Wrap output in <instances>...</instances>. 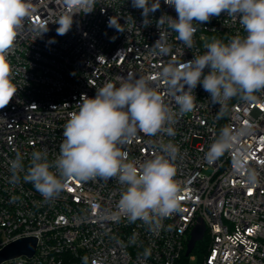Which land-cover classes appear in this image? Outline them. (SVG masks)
I'll return each instance as SVG.
<instances>
[{
  "label": "built area",
  "instance_id": "obj_1",
  "mask_svg": "<svg viewBox=\"0 0 264 264\" xmlns=\"http://www.w3.org/2000/svg\"><path fill=\"white\" fill-rule=\"evenodd\" d=\"M29 2L33 11L8 54L18 91L0 109V251L28 238L36 240V249L30 257L1 264H180L198 221L205 224L203 240L209 242L203 264H264V90L251 101L232 98L220 115L221 105H213L198 85L194 110L169 125L174 135L138 133L121 146L137 166L164 155L161 145L179 147L180 210L164 218L160 228L119 212L126 185L117 177L69 180L50 200L24 180L34 151H46L49 162L55 161L64 125L78 111L81 96L94 97L108 82L119 86L117 77H152L150 85L179 113L158 74L169 63L203 55L208 38L228 44L236 35L245 36L239 19L221 13L204 24L194 21L197 31L189 49L167 22L157 26L162 15L177 18L163 0L147 26L132 0H95L89 13L87 4L73 7L68 0ZM72 15L70 30L58 35L56 23ZM128 15L134 22L126 24ZM113 16L120 18L124 32L108 26ZM159 38L170 49L167 54L154 53ZM224 128L236 139L209 164L205 154ZM17 153L23 170L13 181L10 162ZM249 171L257 174L254 185L247 182ZM186 258L196 261L192 254Z\"/></svg>",
  "mask_w": 264,
  "mask_h": 264
},
{
  "label": "clouds",
  "instance_id": "obj_2",
  "mask_svg": "<svg viewBox=\"0 0 264 264\" xmlns=\"http://www.w3.org/2000/svg\"><path fill=\"white\" fill-rule=\"evenodd\" d=\"M177 13V18L162 15L158 24L167 22L177 33V39L187 48L194 46L197 29L193 22L204 24L214 16L227 13L237 17L246 33L236 35L228 44L213 38L205 45L203 55H194L182 64L169 63L158 74L166 85L179 113L165 102L163 94L150 85L152 77L137 79L117 77L97 89L94 97L82 95L78 111L72 112L64 125L60 153L49 162L46 151H34L24 176L45 198L53 199L64 190L69 180L86 182L96 177H117L126 185L118 201V209L131 221L137 219L162 226V220L180 210V188L175 180V161L180 154L174 144L161 145L164 155L137 164L127 160L121 146L130 143L138 133L156 136L174 135L171 126L178 115L196 107L194 89L200 85L209 93L213 105H221L220 115L227 111V102L234 97L254 100V93L264 90V0H163ZM73 7L81 4L94 10L95 0H68ZM132 6L142 9L143 24L147 26L151 14L159 10L160 0H132ZM29 0H0V109L6 107L17 93L14 72L8 60L23 20L32 13ZM71 17H61L56 23L58 35L66 34L73 23ZM166 18V19H165ZM120 18L110 17L108 26L124 32ZM126 24L133 18L128 15ZM125 24V25H126ZM47 28L43 31L46 32ZM152 49L156 54H167L169 48L159 38ZM99 58V57H98ZM207 69V72H205ZM236 137L228 128L220 131L211 144L205 160L211 164L233 146ZM13 181L23 170L22 156L17 153L11 162ZM55 168L56 171H50ZM247 182L255 184L257 174L249 171Z\"/></svg>",
  "mask_w": 264,
  "mask_h": 264
},
{
  "label": "water",
  "instance_id": "obj_3",
  "mask_svg": "<svg viewBox=\"0 0 264 264\" xmlns=\"http://www.w3.org/2000/svg\"><path fill=\"white\" fill-rule=\"evenodd\" d=\"M206 231L205 224L198 221L193 228L188 240L185 256L189 257L196 245L204 238ZM36 249V240L32 238L22 239L10 244L0 251V264L6 260L17 258L19 256H32Z\"/></svg>",
  "mask_w": 264,
  "mask_h": 264
},
{
  "label": "trees",
  "instance_id": "obj_4",
  "mask_svg": "<svg viewBox=\"0 0 264 264\" xmlns=\"http://www.w3.org/2000/svg\"><path fill=\"white\" fill-rule=\"evenodd\" d=\"M208 240L206 238L199 242L196 247L194 248L192 255L196 257V261L198 264H203L204 258L208 252ZM188 258L185 257V255L182 256L180 264H187Z\"/></svg>",
  "mask_w": 264,
  "mask_h": 264
},
{
  "label": "rangeland",
  "instance_id": "obj_5",
  "mask_svg": "<svg viewBox=\"0 0 264 264\" xmlns=\"http://www.w3.org/2000/svg\"><path fill=\"white\" fill-rule=\"evenodd\" d=\"M212 42V39L211 38H208L205 42H204V44H207V43H211ZM187 264H198V262L197 261H190L189 259H188V263Z\"/></svg>",
  "mask_w": 264,
  "mask_h": 264
}]
</instances>
